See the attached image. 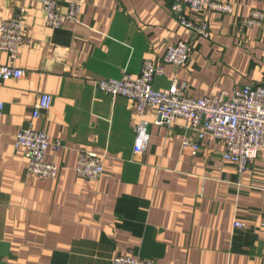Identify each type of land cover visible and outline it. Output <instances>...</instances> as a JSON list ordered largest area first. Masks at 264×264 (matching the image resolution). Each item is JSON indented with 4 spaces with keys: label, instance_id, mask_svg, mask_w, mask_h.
Wrapping results in <instances>:
<instances>
[{
    "label": "crops",
    "instance_id": "1",
    "mask_svg": "<svg viewBox=\"0 0 264 264\" xmlns=\"http://www.w3.org/2000/svg\"><path fill=\"white\" fill-rule=\"evenodd\" d=\"M56 1L63 12L80 2L79 23L51 29L39 3L23 2L30 44L15 64L26 75L0 80V264H110L117 255L153 264H264V150L238 173L221 158V144L206 141L197 155L181 149L182 120L154 125V108L140 117L131 101L94 86L138 75L144 60H161L179 40L191 42L188 64L164 65L153 88L177 78L188 96L202 98L264 83V29L242 23L252 9L264 11V1L218 0L235 11L205 13L208 38L179 25L171 0ZM10 14L9 0H0V22ZM41 93L52 105L32 127L65 146L47 155L60 168L56 180L30 175L14 146ZM141 119L149 141L136 153ZM78 150L104 154L97 181L75 172Z\"/></svg>",
    "mask_w": 264,
    "mask_h": 264
},
{
    "label": "built area",
    "instance_id": "2",
    "mask_svg": "<svg viewBox=\"0 0 264 264\" xmlns=\"http://www.w3.org/2000/svg\"><path fill=\"white\" fill-rule=\"evenodd\" d=\"M25 1L39 3L45 15V25L51 29L64 27L68 23H79L80 20V2H69L63 12L56 0H9L10 17L0 22V55L4 54L7 58V62L0 65L2 81L21 79L26 75V71L15 64L20 49L30 44L23 30ZM169 11L179 25L191 33L192 38H208V22L203 15L208 12L232 15L235 7L218 0H171ZM190 12L202 15L201 19L190 18ZM242 23L247 27L264 29V11L252 9ZM191 54V42L179 40L167 46L161 60H144L138 75L123 73L120 78L97 80L94 86L112 99L124 97L131 101L134 111L140 117L148 107L154 108V125L170 129L176 120H182L185 133L180 141L181 149H190L192 155H197L206 141L221 144V158L233 164L238 173H242L264 150V83L245 85L233 91L221 90L215 95L202 98L188 96L186 84L177 78H173L165 89L153 88L155 77L163 75L164 65L185 67ZM52 100L51 94L38 95L31 119L19 127L14 135V146L23 150L30 175L56 180L60 168L48 160L47 155L59 153L65 146L60 139L51 138L32 127V120L42 117L50 109ZM2 108L0 102V111ZM134 132V152L142 153L149 141L147 122L141 119ZM103 159L104 154L78 150L74 170L83 179L97 181L102 175ZM242 227V223H234V228ZM110 264L153 262L129 255H117L111 259Z\"/></svg>",
    "mask_w": 264,
    "mask_h": 264
}]
</instances>
